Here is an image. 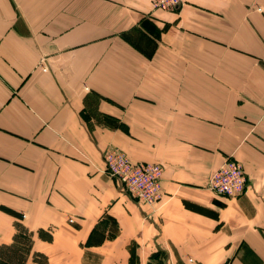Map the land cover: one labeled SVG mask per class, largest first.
Instances as JSON below:
<instances>
[{
    "label": "crops",
    "instance_id": "crops-1",
    "mask_svg": "<svg viewBox=\"0 0 264 264\" xmlns=\"http://www.w3.org/2000/svg\"><path fill=\"white\" fill-rule=\"evenodd\" d=\"M108 61L158 79L136 155L163 166L153 206L105 173L127 135L86 79ZM226 159L246 176L234 197L208 186ZM0 207V244L21 223L30 262L264 264V0H0Z\"/></svg>",
    "mask_w": 264,
    "mask_h": 264
},
{
    "label": "rangeland",
    "instance_id": "rangeland-1",
    "mask_svg": "<svg viewBox=\"0 0 264 264\" xmlns=\"http://www.w3.org/2000/svg\"><path fill=\"white\" fill-rule=\"evenodd\" d=\"M135 38H139V36ZM43 62L44 59H41L39 61V65H41L42 69L45 70V67H43ZM125 66L126 63L123 61L111 63L109 61L102 62L99 66V71L94 73L95 76H91V78L86 79V89L87 93L94 91V93L92 94L97 95L95 97H99L100 100H103L102 106L105 107V109H108V106H112V108L117 111L118 116L117 118L115 117V119L112 116H108L103 113L101 116H97L96 119L100 117L101 120H104L106 123L116 126L119 130L124 131L127 135L126 138H124V142L122 144L110 143L109 145H107V147L103 151V161L105 154L117 150L118 152L124 154L131 162H147L137 159L136 157V155L145 156V110L147 109L145 108V94H143L142 91L145 87L146 80H148L150 83H153L154 81L157 83L158 79L155 77L145 79V65L143 63H134L133 66L129 64L128 66H126L128 67V69L124 68ZM91 74H93V72H91ZM169 80L173 82L172 79ZM166 87H168V85ZM91 99L94 103V98ZM86 115L87 117L90 116L88 112L86 113ZM130 122L132 123L131 125ZM147 163H157L163 169V166L159 162ZM105 173L109 175L106 169V164ZM213 192L215 194H218L215 191ZM0 209L6 211V213L11 216H14L12 208L6 207L5 210L3 207H0ZM19 216L21 217V213H19ZM15 223L19 222L15 221ZM15 223L14 228L16 233L17 229L15 227ZM18 233H20L21 235H25V233L21 231H18ZM31 237L32 235H27L30 251L31 244L33 243ZM13 242L14 240L12 237L10 243ZM29 258L30 255H28L27 257V262H30Z\"/></svg>",
    "mask_w": 264,
    "mask_h": 264
},
{
    "label": "built area",
    "instance_id": "built-area-1",
    "mask_svg": "<svg viewBox=\"0 0 264 264\" xmlns=\"http://www.w3.org/2000/svg\"><path fill=\"white\" fill-rule=\"evenodd\" d=\"M185 0H151L154 9H174ZM45 69V68H44ZM109 175L120 181L134 199L153 205L161 195L162 167L157 163L131 162L117 150L104 155ZM209 187L224 196L240 195L245 188L246 176L241 164L226 159L209 178Z\"/></svg>",
    "mask_w": 264,
    "mask_h": 264
},
{
    "label": "trees",
    "instance_id": "trees-1",
    "mask_svg": "<svg viewBox=\"0 0 264 264\" xmlns=\"http://www.w3.org/2000/svg\"><path fill=\"white\" fill-rule=\"evenodd\" d=\"M15 227L17 232L13 236L14 242L0 245V264H48L47 257L39 252L35 253L32 262H27L30 251L27 235L30 236L32 233L20 223H15ZM18 231L25 233V235H21ZM37 233L38 237L43 240L52 239L51 233L43 229H38Z\"/></svg>",
    "mask_w": 264,
    "mask_h": 264
}]
</instances>
